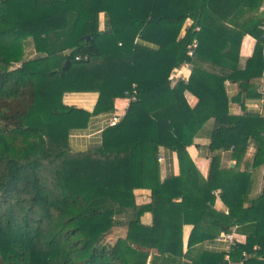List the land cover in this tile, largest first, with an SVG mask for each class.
Here are the masks:
<instances>
[{"label":"trees","instance_id":"16d2710c","mask_svg":"<svg viewBox=\"0 0 264 264\" xmlns=\"http://www.w3.org/2000/svg\"><path fill=\"white\" fill-rule=\"evenodd\" d=\"M263 2L235 8L220 0H0V264H146L152 251L150 264H176L183 225H193L189 248L244 222L234 196L245 194L250 175L220 168V155L231 150L237 163L251 145L253 166L264 164V117L231 114L225 82L252 97L249 89L261 80ZM245 35L256 43L239 71ZM184 63L189 77L172 85ZM76 92L98 93L93 114L112 111L114 98L136 101L103 131L99 146L72 152L70 133L91 115L63 103ZM185 92L197 99L193 107ZM206 123L208 150L216 154L204 179L187 147ZM159 148L177 154L178 176L160 181ZM138 189L150 191L148 204L136 203ZM217 189L227 216L208 205ZM261 198L260 219L253 205L250 219L264 230V188ZM145 212L149 225L140 220ZM120 226L125 239L105 242ZM257 236L264 254V233ZM223 256L203 255L207 264H226Z\"/></svg>","mask_w":264,"mask_h":264},{"label":"crops","instance_id":"0c3cea01","mask_svg":"<svg viewBox=\"0 0 264 264\" xmlns=\"http://www.w3.org/2000/svg\"><path fill=\"white\" fill-rule=\"evenodd\" d=\"M223 2H228L233 4L235 8L241 7L243 0H220ZM264 9V2L259 8L258 14H260ZM191 24L190 20L185 21L180 37L185 33V29ZM262 28V27H261ZM99 31L105 29V16L100 14L99 16ZM255 39L249 35H245L242 39L240 51H239V62L238 70L242 71L244 69L246 61L252 56ZM33 53L29 54V58L33 57ZM264 58V57H263ZM179 72L182 73L186 79L190 75V69H180L174 71L171 75L172 85L180 80ZM185 80V79H184ZM250 93H253L252 97H246V93H242L238 87L237 83L225 82V91L228 97L231 99L229 103V112L234 115H242L243 113L255 114L264 117V72L262 73L261 80L258 84L251 86L249 89ZM185 97L193 107L197 103V99L190 94L185 92ZM63 103L67 106H72L77 109H81L89 114L90 117L86 126L82 129L74 130L70 133L68 138V145L72 152H83L88 150L90 147L99 146L101 144V137L103 131L108 127V122L113 115H117L119 118L125 114V111L131 102L129 97L126 98H114L113 99V110L103 111L101 113L93 114L96 103L98 101V93L95 92H76L67 93L63 96ZM210 125H206L197 133L194 138L193 144L187 147V153L190 160L193 162L194 166L201 174V176L206 179L208 176L211 157L216 154L211 153L208 150L210 144ZM264 139V132L262 135ZM255 149L253 146H249L246 154L242 159L236 163L232 159L231 150L222 152L220 155V168H236L240 173H246L250 175V178L244 182V188L246 190L245 194L240 196H234V201L239 200V205L235 209L237 217L241 219H246L244 222L232 225L228 232L221 233L214 239H205L204 241L195 242L191 247L188 248V240L193 230V225L186 224L182 227L181 241H182V258L180 263L176 264H207L206 258L203 255L206 254H223L224 248L226 246L224 236L230 235L233 241L232 251L230 252L229 258L231 264H264V254L258 255L261 252V247L256 243L258 233H264V230L258 226V220L262 213V202L261 198L262 191L264 188V164L259 167L253 166V156ZM158 166H159V178L163 181L170 177H176L179 175V163L177 154L171 150L165 148H159L158 151ZM134 196L136 203L138 205H146L150 202V191L145 189H138L134 191ZM211 202L208 205L215 212V214L227 216L229 214L228 206L221 199V190L217 189L212 193ZM175 200V202H178ZM257 207L256 220L250 219L253 217L251 206ZM222 218V217H221ZM250 219V220H249ZM140 220L142 224H151V214L145 212L141 215ZM204 222L201 226V231L205 232L208 225L211 224V219ZM235 221V219H233ZM218 226L212 227L210 231L216 232ZM209 229V228H208ZM208 231V230H207ZM127 233V228L125 226L114 227L108 235L116 234L113 242H107L108 244H113L117 239H125ZM253 241H255L254 246ZM264 241V240H263ZM247 242V243H246ZM249 243V244H248ZM251 246V248H249ZM246 247L249 251L241 250V248ZM264 250V249H263ZM264 252V251H263ZM231 253H233L231 255ZM147 263L150 264L151 256L154 254L150 253ZM169 262V261H168ZM171 264V263H167ZM227 264V263H226Z\"/></svg>","mask_w":264,"mask_h":264},{"label":"built area","instance_id":"2783aa9c","mask_svg":"<svg viewBox=\"0 0 264 264\" xmlns=\"http://www.w3.org/2000/svg\"><path fill=\"white\" fill-rule=\"evenodd\" d=\"M262 29H263V27H262ZM196 30H198V28H196ZM196 46H197V41H196V40H193V41L188 45V47H187V55H188L189 57H192V56H193V53H194V50H195ZM263 57H264V52H263ZM86 59H87V58L84 57V60H86ZM75 60H77V61L80 60V57H79V56H76V57H75ZM180 69H185V70L187 69V70H189V69H190V65H189V63H184L183 65L180 66L179 69H176L175 72L178 71V70H180ZM179 78H180V79H185V80H187L186 77H184V76L182 75L181 72H179ZM129 100H130V101H136V97H135L134 95H132V96L129 97ZM118 122H119V117H118L117 115H113V116L110 118L109 122H108V126H115V125L118 124ZM224 240H225L226 246H225V248H224V252H223V255H224V256H223V259H224V261H225L227 264H231V263H230L229 255H230V252L232 251L233 241H232V238H231L230 235H225V236H224Z\"/></svg>","mask_w":264,"mask_h":264},{"label":"rangeland","instance_id":"374dc122","mask_svg":"<svg viewBox=\"0 0 264 264\" xmlns=\"http://www.w3.org/2000/svg\"><path fill=\"white\" fill-rule=\"evenodd\" d=\"M25 51H26V57H29V54H32V45H31V41L30 40H27L26 41V44H25ZM117 235L116 234H112L111 236L110 235H107V237L104 239L105 242H113Z\"/></svg>","mask_w":264,"mask_h":264},{"label":"water","instance_id":"95a60500","mask_svg":"<svg viewBox=\"0 0 264 264\" xmlns=\"http://www.w3.org/2000/svg\"><path fill=\"white\" fill-rule=\"evenodd\" d=\"M68 64H69V61H67V62L65 63V66H64L63 69H65V68L67 67Z\"/></svg>","mask_w":264,"mask_h":264}]
</instances>
